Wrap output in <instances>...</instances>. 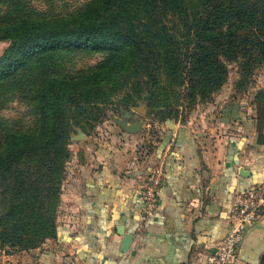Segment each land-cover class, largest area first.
Here are the masks:
<instances>
[{
  "label": "trees",
  "instance_id": "1",
  "mask_svg": "<svg viewBox=\"0 0 264 264\" xmlns=\"http://www.w3.org/2000/svg\"><path fill=\"white\" fill-rule=\"evenodd\" d=\"M0 41L8 43L0 104L18 93L33 115L27 128L0 116V245L29 249L56 236L73 126L97 119L119 94L166 108L185 83L188 99H207L225 83L228 62L249 73L264 62V0H88L66 14L0 0ZM77 54L101 59L64 70V55ZM255 103L264 142L263 89Z\"/></svg>",
  "mask_w": 264,
  "mask_h": 264
},
{
  "label": "crops",
  "instance_id": "2",
  "mask_svg": "<svg viewBox=\"0 0 264 264\" xmlns=\"http://www.w3.org/2000/svg\"><path fill=\"white\" fill-rule=\"evenodd\" d=\"M215 109L218 118L208 132L166 120L162 136L79 141L62 186L56 236L7 259L12 264L203 263L228 230L236 195L264 181V142L256 136L255 113L236 99ZM156 164L163 167L158 206L145 217L140 184ZM128 232L132 242L121 252L120 233ZM232 264H264V215L245 229Z\"/></svg>",
  "mask_w": 264,
  "mask_h": 264
},
{
  "label": "rangeland",
  "instance_id": "3",
  "mask_svg": "<svg viewBox=\"0 0 264 264\" xmlns=\"http://www.w3.org/2000/svg\"><path fill=\"white\" fill-rule=\"evenodd\" d=\"M86 1L88 0H26L30 8L50 14H66ZM7 44V42L0 41V54ZM64 56L62 67L70 72L86 69L101 59V55L98 54ZM227 68L228 73L225 83L205 100H199L198 98L192 101L188 99L185 95L187 92L186 83L177 88L178 99L176 96L167 94L166 102L168 106H165L166 108L149 107L137 98L133 102L127 103L124 100L125 93H123L116 95L112 102L103 105V111L97 119L90 120L83 127L73 126L67 144L71 154L65 165L61 191L67 177L68 166L71 164L72 155L75 151L73 148L86 136H89L90 139L99 136H162L169 127L168 124H165L168 119L175 121L178 125H186L191 129H202L208 132L211 130V121L218 118L215 108H219L221 102L228 99L243 102L248 111L256 115L255 94L260 89L264 90V62L254 65L249 73L241 68L240 60L228 62ZM160 111L165 112L161 113ZM167 112L170 117L167 116ZM0 116L14 128H27L33 125V115L30 111L28 97L18 93H14L0 104ZM117 119L124 120L127 123L136 122L140 124V128L136 132H129L120 126ZM147 144L149 145L148 149L153 145L151 142ZM22 250L28 249H20L7 244L0 245V264L3 261L12 264L13 262L8 260L7 256Z\"/></svg>",
  "mask_w": 264,
  "mask_h": 264
},
{
  "label": "built area",
  "instance_id": "4",
  "mask_svg": "<svg viewBox=\"0 0 264 264\" xmlns=\"http://www.w3.org/2000/svg\"><path fill=\"white\" fill-rule=\"evenodd\" d=\"M163 167L152 166L140 184L143 213L152 216L158 206V192L162 183ZM264 215V181L246 188L236 195L230 205L229 227L213 254L201 264H232L236 258L238 243L245 229Z\"/></svg>",
  "mask_w": 264,
  "mask_h": 264
},
{
  "label": "water",
  "instance_id": "5",
  "mask_svg": "<svg viewBox=\"0 0 264 264\" xmlns=\"http://www.w3.org/2000/svg\"><path fill=\"white\" fill-rule=\"evenodd\" d=\"M118 123L120 124V126H122L125 130L129 131V132H136L137 130H139L140 128V124L136 123V122H133V123H127L126 121L124 120H120V119H117ZM167 122H171L169 119L167 120ZM241 172L243 174H245V172H243V170H241ZM122 234V241H121V244H120V247H119V250L121 252H125L128 250L131 242H132V239H133V234L128 232V233H120Z\"/></svg>",
  "mask_w": 264,
  "mask_h": 264
}]
</instances>
